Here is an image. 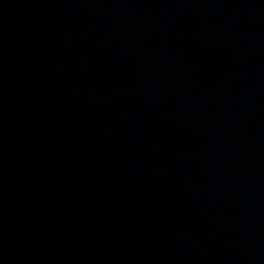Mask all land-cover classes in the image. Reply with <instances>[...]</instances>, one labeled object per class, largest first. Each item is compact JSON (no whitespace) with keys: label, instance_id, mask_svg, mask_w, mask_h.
<instances>
[{"label":"water","instance_id":"1","mask_svg":"<svg viewBox=\"0 0 264 264\" xmlns=\"http://www.w3.org/2000/svg\"><path fill=\"white\" fill-rule=\"evenodd\" d=\"M0 264H264V0H0Z\"/></svg>","mask_w":264,"mask_h":264}]
</instances>
